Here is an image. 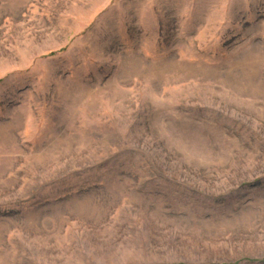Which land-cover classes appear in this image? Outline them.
Returning a JSON list of instances; mask_svg holds the SVG:
<instances>
[{"label":"rangeland","instance_id":"rangeland-1","mask_svg":"<svg viewBox=\"0 0 264 264\" xmlns=\"http://www.w3.org/2000/svg\"><path fill=\"white\" fill-rule=\"evenodd\" d=\"M0 264H264V0H0Z\"/></svg>","mask_w":264,"mask_h":264}]
</instances>
